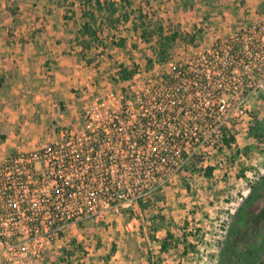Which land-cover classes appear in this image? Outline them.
I'll return each mask as SVG.
<instances>
[{
    "label": "built area",
    "instance_id": "built-area-1",
    "mask_svg": "<svg viewBox=\"0 0 264 264\" xmlns=\"http://www.w3.org/2000/svg\"><path fill=\"white\" fill-rule=\"evenodd\" d=\"M81 99L80 131L0 163V264H43L70 226L120 215L234 146L264 90V14Z\"/></svg>",
    "mask_w": 264,
    "mask_h": 264
},
{
    "label": "rangeland",
    "instance_id": "rangeland-1",
    "mask_svg": "<svg viewBox=\"0 0 264 264\" xmlns=\"http://www.w3.org/2000/svg\"><path fill=\"white\" fill-rule=\"evenodd\" d=\"M1 1L4 19L6 16L19 19L22 13L18 11L19 6L29 13L39 5L38 16L28 25L30 31L45 32V20L50 18L51 31L66 36L63 42L69 44V54L76 51L75 55L93 75L85 90L76 94L80 99L88 93L116 90L115 78L123 67L148 71L154 63L166 66L170 61L185 60L199 47L210 46L240 25L229 23L225 16L229 13V0H131L134 9L140 11L149 24L162 28L164 36L178 34L168 49L167 59H161L159 38L155 36L150 42L143 41L140 31H136L131 22L119 24L116 30L101 26L98 39L105 49L100 42L84 49L76 40L85 21L77 0ZM8 36H14L10 39L12 44L20 43L15 40L14 30ZM122 40L124 45L119 47L117 44ZM51 42L61 45L60 39ZM48 62L54 64L55 61ZM81 105L82 101L74 106L57 103L52 108L55 119L34 120L22 131L18 128L14 137H20L13 140L16 146L0 152V157L5 158L18 148L30 150L58 142L62 129L80 131L84 126L79 117ZM6 134L3 132V142ZM208 168L213 169L210 176L207 175ZM151 200L146 208L134 205L120 215L72 225L64 238L50 249L52 253L45 256L46 259L44 257L43 264H91L93 259L108 261L105 257L113 255L115 246H119L115 243L118 241L117 230H126L127 224L137 230L136 236H130L128 244L121 246V257L115 259L117 262L149 264L150 259L152 264H241L252 254L257 258L255 264H264V90L252 98L248 122L238 128L233 147L209 160L206 168L197 160L173 183L158 190ZM240 208L252 219L235 230L233 225ZM167 231L173 234L177 245L161 253L159 241ZM125 253L130 256L127 258Z\"/></svg>",
    "mask_w": 264,
    "mask_h": 264
},
{
    "label": "crops",
    "instance_id": "crops-1",
    "mask_svg": "<svg viewBox=\"0 0 264 264\" xmlns=\"http://www.w3.org/2000/svg\"><path fill=\"white\" fill-rule=\"evenodd\" d=\"M227 6L229 13L225 16L229 23L248 24L264 14V0H229ZM19 8L18 11L22 12L19 19L15 20L8 16L4 19L2 17L4 7L0 0V152L12 150L16 146V141L13 140L20 137V135L14 137L16 130L19 128L18 130L22 131L23 127L30 126L28 122L55 119V110L52 112V108L56 107L57 103L62 106L65 104L74 106V103L81 101L76 94L85 90L84 87L90 84L93 76L91 70L85 68L75 55L76 51L69 54L70 49H67L69 44L67 46L63 42L66 36L51 31L50 18L45 20V32L30 31L28 25L35 20L33 17L38 16L39 5L29 13L22 11V6ZM11 30H14L15 40L20 43L10 42L14 37L8 36ZM58 39L61 45L51 42ZM62 46L63 48L59 50ZM49 60H54V64L48 62ZM3 132L7 133L4 142ZM3 159L1 156L0 163ZM136 231L129 224L126 230H117L118 241L115 243L119 246H115L114 254L105 257L106 260L109 259L108 261L103 259L98 262L93 259L91 264H131L120 260L117 262L115 259L121 257V246L126 242L128 244L130 236H136L134 234ZM105 246L108 247V244ZM105 251H108L107 248ZM51 253L52 251L48 250L45 256ZM129 256L126 255L127 258Z\"/></svg>",
    "mask_w": 264,
    "mask_h": 264
},
{
    "label": "trees",
    "instance_id": "trees-1",
    "mask_svg": "<svg viewBox=\"0 0 264 264\" xmlns=\"http://www.w3.org/2000/svg\"><path fill=\"white\" fill-rule=\"evenodd\" d=\"M82 9V17L85 20L81 25L79 32L76 35V40L83 44L84 49H89L92 43H99L102 49H105V45L102 44L98 39V35L102 32L103 25L108 26L109 28L116 30L118 29L119 24H128L131 22L135 26L136 31H140V37L145 42H150L155 36L159 38L158 43L160 45V58L167 59L168 49L175 42L178 37V34H172L171 36H164L162 28L160 26L151 25L149 22L144 19L140 14V11L134 9L133 3L131 0H77ZM139 13V15H137ZM86 40H82V39ZM124 40L119 44V47L124 45ZM138 69L136 67H123L119 71L118 77L121 81H128L137 73ZM234 136L225 138V142L229 145L231 142L235 141ZM213 169L208 168L207 175L210 176ZM149 202L143 203L139 202V206L144 208L148 207L152 203L151 198ZM242 212V213H241ZM245 216V218L243 217ZM252 217L248 216V213L242 208L239 209L237 214V219L234 223L235 230L238 229L241 224L247 222ZM160 243V252L164 253L169 249H174L177 245V240H175L173 234L169 231L166 232V235ZM243 260V258H241ZM245 259V258H244ZM257 258L254 255H250L248 261L244 260V263L241 264H255ZM149 264H152L149 259Z\"/></svg>",
    "mask_w": 264,
    "mask_h": 264
}]
</instances>
